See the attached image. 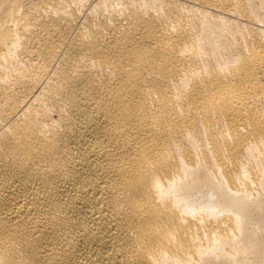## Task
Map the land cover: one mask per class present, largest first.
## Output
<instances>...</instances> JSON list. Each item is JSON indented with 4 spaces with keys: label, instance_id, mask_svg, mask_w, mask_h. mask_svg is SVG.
Returning a JSON list of instances; mask_svg holds the SVG:
<instances>
[{
    "label": "bare ground",
    "instance_id": "obj_1",
    "mask_svg": "<svg viewBox=\"0 0 264 264\" xmlns=\"http://www.w3.org/2000/svg\"><path fill=\"white\" fill-rule=\"evenodd\" d=\"M190 1L0 0V264H264V0Z\"/></svg>",
    "mask_w": 264,
    "mask_h": 264
},
{
    "label": "rangeland",
    "instance_id": "obj_2",
    "mask_svg": "<svg viewBox=\"0 0 264 264\" xmlns=\"http://www.w3.org/2000/svg\"><path fill=\"white\" fill-rule=\"evenodd\" d=\"M93 1H95V0H89V3H92ZM179 1L182 2V3H185L186 0H184V2H183L182 0H179ZM187 2H188V3H187ZM191 3H192V2H191L190 0H187L186 3H185V5H188V4H189V5H192ZM189 5H188V6H189ZM230 19H231V18H230ZM233 19H237V18H233ZM233 19H231V20H233ZM240 20H241V21H240ZM237 21H240L241 23H243L244 19H238Z\"/></svg>",
    "mask_w": 264,
    "mask_h": 264
}]
</instances>
